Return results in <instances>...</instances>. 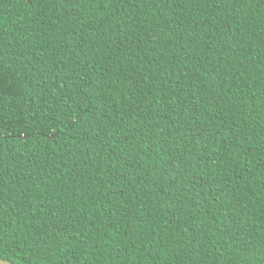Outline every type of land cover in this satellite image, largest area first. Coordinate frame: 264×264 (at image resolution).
<instances>
[{
    "label": "trees",
    "instance_id": "16d2710c",
    "mask_svg": "<svg viewBox=\"0 0 264 264\" xmlns=\"http://www.w3.org/2000/svg\"><path fill=\"white\" fill-rule=\"evenodd\" d=\"M0 258L264 264V0H0Z\"/></svg>",
    "mask_w": 264,
    "mask_h": 264
},
{
    "label": "water",
    "instance_id": "95a60500",
    "mask_svg": "<svg viewBox=\"0 0 264 264\" xmlns=\"http://www.w3.org/2000/svg\"><path fill=\"white\" fill-rule=\"evenodd\" d=\"M0 264H16V263L0 258Z\"/></svg>",
    "mask_w": 264,
    "mask_h": 264
}]
</instances>
